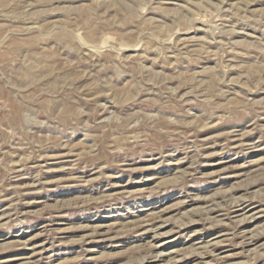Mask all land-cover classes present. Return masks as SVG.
Instances as JSON below:
<instances>
[{
    "label": "rangeland",
    "instance_id": "rangeland-1",
    "mask_svg": "<svg viewBox=\"0 0 264 264\" xmlns=\"http://www.w3.org/2000/svg\"><path fill=\"white\" fill-rule=\"evenodd\" d=\"M0 264H264V0H0Z\"/></svg>",
    "mask_w": 264,
    "mask_h": 264
}]
</instances>
